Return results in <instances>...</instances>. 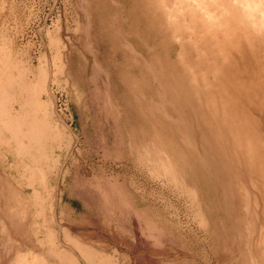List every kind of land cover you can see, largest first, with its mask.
I'll list each match as a JSON object with an SVG mask.
<instances>
[{
    "label": "rangeland",
    "instance_id": "obj_1",
    "mask_svg": "<svg viewBox=\"0 0 264 264\" xmlns=\"http://www.w3.org/2000/svg\"><path fill=\"white\" fill-rule=\"evenodd\" d=\"M0 54V264H264V0H0Z\"/></svg>",
    "mask_w": 264,
    "mask_h": 264
},
{
    "label": "bare ground",
    "instance_id": "obj_2",
    "mask_svg": "<svg viewBox=\"0 0 264 264\" xmlns=\"http://www.w3.org/2000/svg\"><path fill=\"white\" fill-rule=\"evenodd\" d=\"M2 57H4V55L3 54H0V58H1L0 59V67L1 66H4V63L2 62L3 61V58ZM6 71H7V67L6 68L5 67L4 68H0V107H2L3 104L5 103L6 95L8 94L7 89H9V87H10V84L8 83V81H9L8 74H7ZM42 82H45V79L44 78H42ZM23 89H25V87H23ZM38 109L40 110V107ZM32 123L33 124H30V123L28 124V122H26L25 120L23 122L22 121H18V119H15L11 114H9V112H6V111L3 112V111L0 110V128L1 129H4L6 131V133H9L12 136V138H13L12 139V142L17 143L19 146H22L23 145L22 143H24V140H27L26 138H27V136H29V134H31V138L32 139L30 141H31V143L33 145H37V143L39 142V140H42V138L44 137L43 134L45 133V130L47 129L46 123L43 122V121H37V120H35ZM24 125L27 127L26 129H25V127H23ZM28 125H29V127H28ZM25 130H26V132H24ZM0 135H1V133H0ZM52 136H53V140L54 141H63L64 138H65V134L63 132V128L60 125H57V127L55 129H53L52 132L49 131V136L46 138L47 141L49 139H51ZM33 149H35V147ZM35 150H37V149H35ZM18 151H19L20 154L23 153L21 149L18 150ZM39 177H40V175H39ZM41 187H43V186H41ZM35 192H37V191H35ZM36 196H37V194H36ZM88 255H89V253H88Z\"/></svg>",
    "mask_w": 264,
    "mask_h": 264
},
{
    "label": "crops",
    "instance_id": "obj_3",
    "mask_svg": "<svg viewBox=\"0 0 264 264\" xmlns=\"http://www.w3.org/2000/svg\"><path fill=\"white\" fill-rule=\"evenodd\" d=\"M65 238L69 240V238L67 237V235L65 236ZM36 241L39 243L40 242V239H38ZM48 241H49L48 243L54 244L55 237L52 235V233H50L48 235ZM69 241H71L73 243L75 242L74 243L75 244V247H76L75 250H77L78 253L77 252H74L72 250H68V252H66L67 249H64L63 250V252H64L63 254H61V253L60 254H57V253H54V252L51 253L50 251L49 252L42 251L41 254L43 256L55 258L56 261H57L56 263H58V264H76V262H75L76 261L75 260L76 258L78 260H85V261H87L88 263L85 262L86 264H113L112 262H110L106 258L100 257L99 255H97L93 250H90V248L84 247L79 241H73V240H69ZM64 246H66V245H64ZM70 251H72V253ZM88 253H89V255H88ZM94 253L97 255V257H95L96 255ZM28 256L30 257L29 258V263L30 264H38L37 259L34 258V256L32 255V253H30L29 255L28 254L27 255H23L22 253L17 252V251L14 252L13 264H19V262L21 260H23V258L26 259Z\"/></svg>",
    "mask_w": 264,
    "mask_h": 264
}]
</instances>
